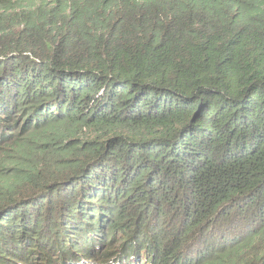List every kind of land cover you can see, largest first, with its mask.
Masks as SVG:
<instances>
[{
    "label": "trees",
    "instance_id": "obj_1",
    "mask_svg": "<svg viewBox=\"0 0 264 264\" xmlns=\"http://www.w3.org/2000/svg\"><path fill=\"white\" fill-rule=\"evenodd\" d=\"M0 148V264H264V0H0Z\"/></svg>",
    "mask_w": 264,
    "mask_h": 264
},
{
    "label": "rangeland",
    "instance_id": "obj_2",
    "mask_svg": "<svg viewBox=\"0 0 264 264\" xmlns=\"http://www.w3.org/2000/svg\"><path fill=\"white\" fill-rule=\"evenodd\" d=\"M34 1H37V0H34ZM69 133L71 134L69 137L74 136L76 138V139H73V140L77 141L76 143H74L77 146H79L83 140H85L87 137L90 136V133L85 135L86 129L84 131H82L81 133H73V131H69ZM44 149H48V146L44 145ZM38 155L39 154H38V152L36 150H34V155H32V153L30 155V152H27L25 154V156H23L21 154H18L14 150H8V148H4V149L0 148V170L2 171V169L8 168L7 174H9L12 171L14 166L19 165L16 161H20L22 163H25V161L31 162L32 160L37 159L40 162L41 159L39 158ZM107 238H108V235H104L103 239H104L105 243L102 244V247H104V249L106 248V245H107L106 244ZM102 247H100L98 252L101 251ZM37 262H38V264H43L42 260H37ZM37 262H35V263H37ZM23 264H26V263L23 262ZM30 264H34V263H30Z\"/></svg>",
    "mask_w": 264,
    "mask_h": 264
},
{
    "label": "clouds",
    "instance_id": "obj_3",
    "mask_svg": "<svg viewBox=\"0 0 264 264\" xmlns=\"http://www.w3.org/2000/svg\"><path fill=\"white\" fill-rule=\"evenodd\" d=\"M127 259H128L129 261H132L131 263H133L134 261H136L135 259H134V261H133V257H132V256L128 257ZM118 262H122V263H124L123 260H117V258H116L115 260H111L109 264H118ZM93 264H96V263L94 262ZM146 264H148V263L146 262Z\"/></svg>",
    "mask_w": 264,
    "mask_h": 264
},
{
    "label": "bare ground",
    "instance_id": "obj_4",
    "mask_svg": "<svg viewBox=\"0 0 264 264\" xmlns=\"http://www.w3.org/2000/svg\"><path fill=\"white\" fill-rule=\"evenodd\" d=\"M121 263V262H120Z\"/></svg>",
    "mask_w": 264,
    "mask_h": 264
}]
</instances>
